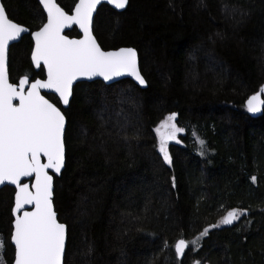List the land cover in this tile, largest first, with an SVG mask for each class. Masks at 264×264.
I'll return each instance as SVG.
<instances>
[{"label": "trees", "instance_id": "obj_1", "mask_svg": "<svg viewBox=\"0 0 264 264\" xmlns=\"http://www.w3.org/2000/svg\"><path fill=\"white\" fill-rule=\"evenodd\" d=\"M1 2L31 32L45 22L37 0ZM56 2L71 13L77 0ZM93 34L104 50L136 49L147 87L73 88L53 190L67 228L63 264H264V110L252 118L245 108L264 84V0H128L121 13L101 6ZM31 50L29 35L10 47L11 83L44 78ZM173 112L185 131L169 165L155 129ZM13 195L0 190V264L14 260ZM232 209L246 211L219 224ZM181 238L189 244L178 258Z\"/></svg>", "mask_w": 264, "mask_h": 264}, {"label": "snow or ice", "instance_id": "obj_2", "mask_svg": "<svg viewBox=\"0 0 264 264\" xmlns=\"http://www.w3.org/2000/svg\"><path fill=\"white\" fill-rule=\"evenodd\" d=\"M47 12V22L31 33L35 42L31 61L46 70V79H31L25 75L18 83L9 82L6 52L10 41H16L28 31L13 22L0 5V185L15 186V206L12 208L14 264H62L66 246V225L59 222L53 206V174H60L65 164V115L57 103L68 105L73 95L74 81L81 77H103L105 81L128 75L140 85L146 83L138 68L137 51L121 47L104 51L92 34L93 13L101 0H78L69 15L55 0H40ZM115 9H125L128 0H107ZM79 27L83 36L69 39L65 28ZM42 65V67H41ZM50 90L58 97L50 102L41 90ZM16 101V102H14ZM249 113L264 110V85L245 101ZM177 114L170 113L155 129L159 152L171 165L168 142L176 141L185 130L175 123ZM195 135V134H194ZM200 145L203 140H197ZM42 158L44 162H42ZM22 178H34L31 183ZM254 182L256 177L251 178ZM25 206H32L25 210ZM232 209L219 224L230 225L245 213ZM212 225L211 227H217ZM205 228L200 236H206ZM197 245V241H191ZM189 242L178 239L175 254H184ZM3 241H0V248ZM199 264V262H195Z\"/></svg>", "mask_w": 264, "mask_h": 264}, {"label": "water", "instance_id": "obj_3", "mask_svg": "<svg viewBox=\"0 0 264 264\" xmlns=\"http://www.w3.org/2000/svg\"><path fill=\"white\" fill-rule=\"evenodd\" d=\"M37 1H38L39 5H40V7H41V9H42V11H43V13H44V15H45V22H44V23H46V22H47V12H46V10L44 9V6L40 3V0H37ZM55 2H56V0H55ZM77 2H78V0H77ZM77 2H76V3H77ZM56 3H57V2H56ZM0 5H3L2 2H1V0H0ZM103 5L108 6L109 8H111L112 10H114V11L117 12V13H121V12L125 11V9L127 8V6H126L125 9H115L113 5H110V4L107 3V0H101V3L97 5L96 11L93 13V20H94V17H95V15H96V13H97V10H98L101 6H103ZM127 5H128V4H127ZM3 7H4V6H3ZM4 9H5V8H4ZM6 14H7V13H6ZM68 14L71 15L72 12H71V13H68ZM13 22H14V21H13ZM15 23H16V22H15ZM23 27H24V26H23ZM41 27H42V26H41ZM25 28H26V27H25ZM26 29H28V28H26ZM73 29H76V31H77V33H78V35H79L78 37H69V36L67 35V32H70V31L73 30ZM38 30H39V29H38ZM38 30H35V31H38ZM33 32H34V31H33ZM31 33H32V32L28 29V31L25 32V33H22L21 36L18 37L16 41H10V42H9V48H8V50H7V52H6V67H7V71H8V53H9V49H10V47H11L12 45L17 44V43L21 40L22 37L29 35V36H30V39H31V41H32V49L34 48V44H35V42H34L32 36H31ZM62 34H63V35H66L69 39H80V38L83 36V33L80 31L79 27L76 26V25H72V26L69 27V28H65V30L63 31ZM92 34H93V22H92ZM93 36H94V34H93ZM94 37H95V36H94ZM95 39H96V38H95ZM96 41H97V39H96ZM97 43H98V42H97ZM98 44H99V43H98ZM100 47H101V46H100ZM120 48H121V47H120ZM131 48H132V47H131ZM118 49H119V48H118ZM102 50H104V49H102ZM112 50H116V49L104 50V51H112ZM31 52H32V50H31ZM137 60H138V68H139L138 54H137ZM30 62H31V65H32L33 69H34L36 72H38V71L40 70V68H37V66H36L35 64H33V62L31 61V54H30ZM41 67H42V65H41ZM139 70H140V68H139ZM8 74H9V73H8ZM43 74H44V78H36V79H46V78H47V76H46V70L43 71ZM141 75H142V74H141ZM123 80H129V81H131L133 84H135V85H136L137 87H139L140 89H145V88L147 87L146 83H145L144 85H140V84L138 83V81L135 80L134 77H131V76H128V75H122V76H119V77H114V78H112V79H110V80H107V81H105V80L103 79V77H99V76H97V77H92L91 79H89V78H87V77H81V78H79L77 81H74L73 88H74L77 84H79V83H92V82H97V81H99V82L103 83L104 85L109 86V85H112V84L118 83V82L123 81ZM9 82H11V81H10V78H9ZM18 82H19V80H18ZM18 82H17V83H18ZM263 85H264V84H263ZM41 94H42V95H52V96L56 97L57 100H58V97L56 96V94L51 93L50 90H44V89H42V90H41ZM45 98L48 99L46 96H45ZM71 98H72V96H70V98H69V103H70V101H71ZM14 102H16V101H14ZM50 102H51V101H50ZM68 106H69V104H68V105L60 104V109H61V111L63 112V110H66V109L68 108ZM245 108H246V107H245ZM246 111H247V109H246ZM247 113H248V115H249L250 117H252V118H258V117H260V116L263 114V110H262L261 112L255 113V114H253V113H249L248 111H247ZM65 120H66V118H65ZM66 123H67V121H66ZM169 142H170V141H169ZM42 162H44V159H43V158H42ZM63 168H64V167H63ZM63 168L61 169V172L63 171ZM49 174H50V175H53V190H54V179L57 178V177H59L61 173L57 175V174H53L52 171L49 170ZM33 179H34V178H22V182H24V183H31V182L33 181ZM4 187H9V188H12V189L14 190V195H13V206H12V208H13V207L15 206V186H14V185H11V184H8V183L6 182L4 185H0V190H2ZM52 199H53V197H52ZM53 206H54V205H53ZM31 208H32V206H25V210H31ZM54 210H55V209H54ZM12 218H13V220H14V218H15V217L13 216V214H12ZM230 225H231V224H230ZM12 231H13V221H12ZM66 231H67V228H66ZM10 243H11V242H10ZM11 246L14 248V244L11 243ZM185 250H186V249H185ZM64 254H65V253H64ZM183 255H184V254H183ZM183 255L180 256V257H178V258H182ZM63 261H64V255H63V257H62V264H63ZM12 264H14V260H13V263H12Z\"/></svg>", "mask_w": 264, "mask_h": 264}, {"label": "rangeland", "instance_id": "obj_4", "mask_svg": "<svg viewBox=\"0 0 264 264\" xmlns=\"http://www.w3.org/2000/svg\"><path fill=\"white\" fill-rule=\"evenodd\" d=\"M158 127V126H157ZM178 135L179 133L177 134V140H178ZM157 136V134H156ZM172 143H176V141H170L168 142V148H169V145H171ZM157 149H159V144H158V138H157ZM159 151V150H158ZM160 153V152H159ZM161 154V153H160ZM162 155V154H161ZM191 264H195V262L191 263Z\"/></svg>", "mask_w": 264, "mask_h": 264}, {"label": "flooded vegetation", "instance_id": "obj_5", "mask_svg": "<svg viewBox=\"0 0 264 264\" xmlns=\"http://www.w3.org/2000/svg\"><path fill=\"white\" fill-rule=\"evenodd\" d=\"M57 107H59V108H60V103H59V105H57Z\"/></svg>", "mask_w": 264, "mask_h": 264}]
</instances>
